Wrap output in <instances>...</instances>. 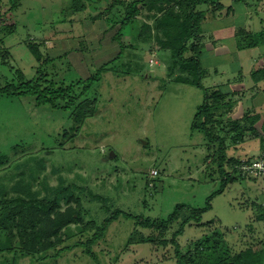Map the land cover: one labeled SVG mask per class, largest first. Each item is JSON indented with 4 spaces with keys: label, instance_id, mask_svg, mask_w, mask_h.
Segmentation results:
<instances>
[{
    "label": "rangeland",
    "instance_id": "rangeland-1",
    "mask_svg": "<svg viewBox=\"0 0 264 264\" xmlns=\"http://www.w3.org/2000/svg\"><path fill=\"white\" fill-rule=\"evenodd\" d=\"M10 1L1 0L0 85L5 77L11 81L17 70L27 80L35 77L39 64L28 48L31 42L40 45L45 57L54 59L44 70L56 72L58 80L68 83L86 79L116 61L95 86L98 113L76 133L72 132L70 110L37 106L32 96L0 98V154L8 155L11 162L10 170L0 172L6 191L11 192L19 178L33 182V190L40 196H45V186L55 189L73 183L82 198L85 222L99 225L117 210L137 218L167 219L181 205L204 208L214 195L202 224L187 225L178 238L181 251L194 250L214 230L232 252L250 246L262 248L264 221L256 220L255 205L264 206V178L241 177L215 195L223 188L222 179L206 160L205 135L193 128L204 92L173 82L178 72L169 75L170 51L152 39L136 36L143 23L153 26L156 11L142 8L139 26L118 30L119 25L112 27L108 20L124 16L123 9L108 12L105 0H83L80 4L86 8L80 12L74 10V0H19L13 11ZM232 1L222 3L229 7ZM120 31L122 35L114 40ZM209 74L203 81L206 88L216 80ZM243 81L241 92L231 96L236 105L226 120L234 118L238 108L242 114L236 119L244 114L259 115L256 127L264 137V84ZM260 145V139L247 136L243 143L231 145L228 154L241 162L253 160L262 154ZM17 163L26 165L17 170ZM153 172L158 175L153 177ZM82 227L72 226L78 238L68 242L72 248L60 256L50 255L53 251L44 259L18 256L16 261L15 253L5 252L0 264H176L172 245L129 244L135 234L146 232L133 219L120 217L109 226L105 238L92 248L97 259L86 254L83 245L75 247L79 239L86 240L80 235Z\"/></svg>",
    "mask_w": 264,
    "mask_h": 264
},
{
    "label": "trees",
    "instance_id": "trees-1",
    "mask_svg": "<svg viewBox=\"0 0 264 264\" xmlns=\"http://www.w3.org/2000/svg\"><path fill=\"white\" fill-rule=\"evenodd\" d=\"M81 1L83 0H74L76 12L86 8L85 5L81 6ZM87 1L93 3L92 0ZM222 1L105 0L108 12L119 7L123 9L124 16L108 20L112 27L119 25L118 30H124L133 24L139 26L137 18L142 8L156 11L157 14L153 16V26L143 23L141 28L138 27L136 36H141L145 41L152 39L161 49L170 51L172 65L169 67V75L171 77L174 71L178 72L173 82L195 86L204 92V102L194 116L193 128L205 135L208 151L206 160H210L209 167L210 165L215 167L214 169L211 167V170L222 179L223 188L215 195L223 193L237 179L246 178L238 169L242 163L241 159L228 154L231 145L235 147L243 143L247 136L260 139L261 156H264V137L256 127L261 117L244 114L240 119L231 117L226 120L236 105L231 100V96L235 94L217 85L210 88L203 85L208 72L200 60L204 48L202 26L209 15L218 16L225 9ZM19 2V0L10 1L11 11L16 9ZM201 6L207 8L202 10ZM13 28L14 26L10 28L11 31ZM153 29L155 34L152 35L150 31ZM122 33L123 31L117 33L114 40ZM238 33L242 35L243 31ZM256 37L259 41V38H264V33ZM1 45L0 41V47ZM28 48L39 64L35 77L27 80L21 71H14L9 67L14 71L15 76L11 81L5 77L4 84L0 85V98L32 96L37 106L49 105L54 109L70 110L74 122L72 132H79L80 127L98 113L99 94L95 86L101 81L102 73L106 72L116 60L106 63L97 70L96 74L86 79L79 78L68 83L66 79L58 80L56 72L50 74L44 70V67L54 59L45 57L40 45L31 42ZM252 81L256 84L264 82V67L252 74ZM33 160L36 161L35 158ZM10 163L8 155L0 154V172L5 169L10 170ZM25 165L26 163H17L15 169L21 170ZM5 173L9 174L8 171ZM23 173L20 176L24 175ZM30 177L32 179L34 176ZM31 183L33 182H25L24 178H19L11 187V192L6 191L0 183V255L5 252L15 253L16 261L18 256L44 259L53 251L54 255H50L60 256L62 252L72 248L66 244L78 238L77 234L72 233V226L76 228L81 225L83 227L80 235L86 240L79 239L75 247L83 245L84 252L97 259L92 250L93 246L105 238L113 222L125 217L135 220L137 228L146 230L139 235L135 234L136 238L132 237L129 244L148 243L163 248L172 245L175 248L176 264H264V240L261 242V249L250 246L239 252H232L225 242L218 239L220 237L218 230L204 235L194 250L181 251L178 238L184 233L187 225L193 222L197 225L202 224L203 214L210 210V202L214 195L208 199L204 208L190 209L181 205L167 219L137 218L130 213L117 210L99 225L95 221L85 222L82 198L76 194L78 187L75 184L69 183L67 186L60 184L55 189L45 186L46 194L40 196L39 191L33 190ZM79 190L84 191V188ZM255 207L259 213L256 220L264 221V206L261 204ZM186 209L189 210L188 213L182 214ZM181 216L183 219L179 222ZM177 222H179L178 228L172 231ZM170 234L172 237L169 240L167 238Z\"/></svg>",
    "mask_w": 264,
    "mask_h": 264
},
{
    "label": "crops",
    "instance_id": "crops-1",
    "mask_svg": "<svg viewBox=\"0 0 264 264\" xmlns=\"http://www.w3.org/2000/svg\"><path fill=\"white\" fill-rule=\"evenodd\" d=\"M202 29L200 60L209 75L216 78L212 86L239 94L244 88L243 79L252 81V74L264 67V38L258 41L256 37L264 33V0H233L217 17L208 18ZM241 111L238 108L234 117L238 118Z\"/></svg>",
    "mask_w": 264,
    "mask_h": 264
},
{
    "label": "built area",
    "instance_id": "built-area-1",
    "mask_svg": "<svg viewBox=\"0 0 264 264\" xmlns=\"http://www.w3.org/2000/svg\"><path fill=\"white\" fill-rule=\"evenodd\" d=\"M238 169L240 173L247 178H264V156H260L256 159L242 162L238 166ZM157 175V172L152 173L153 177H156Z\"/></svg>",
    "mask_w": 264,
    "mask_h": 264
}]
</instances>
